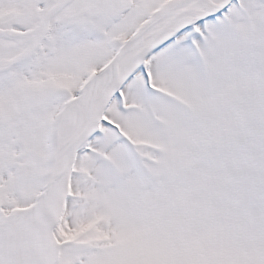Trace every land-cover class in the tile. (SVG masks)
Listing matches in <instances>:
<instances>
[{
  "label": "snow or ice",
  "instance_id": "snow-or-ice-1",
  "mask_svg": "<svg viewBox=\"0 0 264 264\" xmlns=\"http://www.w3.org/2000/svg\"><path fill=\"white\" fill-rule=\"evenodd\" d=\"M0 264H264V0H0Z\"/></svg>",
  "mask_w": 264,
  "mask_h": 264
}]
</instances>
